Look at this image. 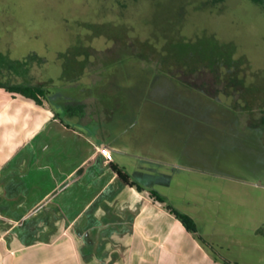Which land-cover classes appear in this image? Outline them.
<instances>
[{
  "label": "rangeland",
  "instance_id": "1",
  "mask_svg": "<svg viewBox=\"0 0 264 264\" xmlns=\"http://www.w3.org/2000/svg\"><path fill=\"white\" fill-rule=\"evenodd\" d=\"M223 5L0 0V83L46 82L69 122L92 96L108 119L85 132L119 135L128 172L192 212L215 258L264 264V129L248 123L264 105V5Z\"/></svg>",
  "mask_w": 264,
  "mask_h": 264
},
{
  "label": "crops",
  "instance_id": "2",
  "mask_svg": "<svg viewBox=\"0 0 264 264\" xmlns=\"http://www.w3.org/2000/svg\"><path fill=\"white\" fill-rule=\"evenodd\" d=\"M65 104L0 89V264H229L128 172L134 156L119 135L85 132L108 119L105 108L79 98L83 114L69 122L59 112H70Z\"/></svg>",
  "mask_w": 264,
  "mask_h": 264
},
{
  "label": "trees",
  "instance_id": "3",
  "mask_svg": "<svg viewBox=\"0 0 264 264\" xmlns=\"http://www.w3.org/2000/svg\"><path fill=\"white\" fill-rule=\"evenodd\" d=\"M21 67L24 66L23 63L20 64ZM0 89L5 90L7 93L12 96H21L25 99L31 100L37 105H42L43 100H47L48 94L50 92L49 87L46 86V82L44 84L39 85H31V84H4L0 83ZM119 177L128 182V176L126 174L121 173L117 170ZM134 185V183H129ZM150 194L159 202H166L165 199L159 195L158 193L151 191ZM166 208L172 213L177 220L181 222L186 231L196 234L197 226L195 221L187 214L177 210L170 204H166Z\"/></svg>",
  "mask_w": 264,
  "mask_h": 264
},
{
  "label": "flooded vegetation",
  "instance_id": "4",
  "mask_svg": "<svg viewBox=\"0 0 264 264\" xmlns=\"http://www.w3.org/2000/svg\"><path fill=\"white\" fill-rule=\"evenodd\" d=\"M252 1L258 5H264V0H252ZM214 2L216 3V6H215L216 11L217 12L220 11L224 6L223 5L224 0H214ZM228 61H229V58L225 56L224 53L216 54L214 57L209 59V62L212 64H218V63L223 64V63H227ZM218 82L219 81L216 77H213L212 79L209 80V83L214 84V85L218 84ZM252 112L256 114H261L262 116L259 115L258 118H254L252 119L253 121H248V123H252L264 129V105L262 106L260 105L258 109H255Z\"/></svg>",
  "mask_w": 264,
  "mask_h": 264
},
{
  "label": "built area",
  "instance_id": "5",
  "mask_svg": "<svg viewBox=\"0 0 264 264\" xmlns=\"http://www.w3.org/2000/svg\"><path fill=\"white\" fill-rule=\"evenodd\" d=\"M99 154L103 157L104 161L111 162L113 159L112 151L107 146H101L98 149Z\"/></svg>",
  "mask_w": 264,
  "mask_h": 264
}]
</instances>
